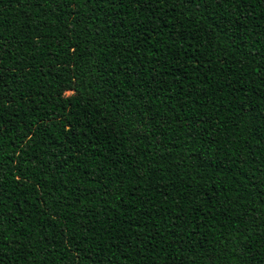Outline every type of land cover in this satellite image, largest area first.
<instances>
[{"label": "trees", "instance_id": "trees-1", "mask_svg": "<svg viewBox=\"0 0 264 264\" xmlns=\"http://www.w3.org/2000/svg\"><path fill=\"white\" fill-rule=\"evenodd\" d=\"M0 264H264V0H0Z\"/></svg>", "mask_w": 264, "mask_h": 264}]
</instances>
